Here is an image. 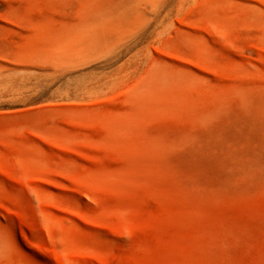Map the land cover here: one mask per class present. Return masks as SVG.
Instances as JSON below:
<instances>
[{
  "label": "rangeland",
  "instance_id": "obj_1",
  "mask_svg": "<svg viewBox=\"0 0 264 264\" xmlns=\"http://www.w3.org/2000/svg\"><path fill=\"white\" fill-rule=\"evenodd\" d=\"M0 264H264V0H0Z\"/></svg>",
  "mask_w": 264,
  "mask_h": 264
}]
</instances>
